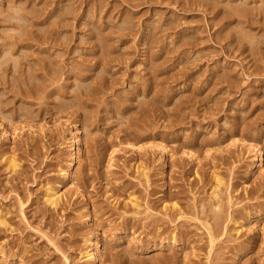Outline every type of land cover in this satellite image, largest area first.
I'll return each instance as SVG.
<instances>
[{
	"label": "rangeland",
	"instance_id": "obj_1",
	"mask_svg": "<svg viewBox=\"0 0 264 264\" xmlns=\"http://www.w3.org/2000/svg\"><path fill=\"white\" fill-rule=\"evenodd\" d=\"M0 264H264V0H0Z\"/></svg>",
	"mask_w": 264,
	"mask_h": 264
},
{
	"label": "bare ground",
	"instance_id": "obj_2",
	"mask_svg": "<svg viewBox=\"0 0 264 264\" xmlns=\"http://www.w3.org/2000/svg\"><path fill=\"white\" fill-rule=\"evenodd\" d=\"M217 210H219L218 209V207H217ZM217 210H215V211H217ZM214 211V212H215ZM213 213V212H212ZM217 213V212H216ZM220 213V212H219ZM215 215H217V214H215ZM214 215V216H215ZM215 217H219V216H215ZM214 219H217V218H214ZM90 239H94L93 240V243H94V249H92L93 250V252H92V254H90V253H86V257H88V258H90V259H94V255H96L97 253H99L100 251H101V246H100V243H99V240H98V238H97V235H96V232H94L93 233V235L91 236V238Z\"/></svg>",
	"mask_w": 264,
	"mask_h": 264
}]
</instances>
